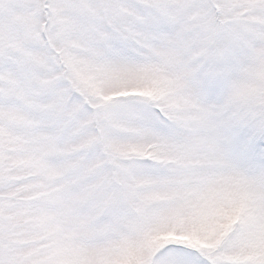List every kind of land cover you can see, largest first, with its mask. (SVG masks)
Wrapping results in <instances>:
<instances>
[{
    "label": "snow or ice",
    "instance_id": "6c2138e0",
    "mask_svg": "<svg viewBox=\"0 0 264 264\" xmlns=\"http://www.w3.org/2000/svg\"><path fill=\"white\" fill-rule=\"evenodd\" d=\"M0 264H264V0H0Z\"/></svg>",
    "mask_w": 264,
    "mask_h": 264
}]
</instances>
